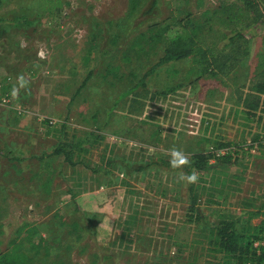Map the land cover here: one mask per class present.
<instances>
[{
  "label": "rangeland",
  "instance_id": "rangeland-1",
  "mask_svg": "<svg viewBox=\"0 0 264 264\" xmlns=\"http://www.w3.org/2000/svg\"><path fill=\"white\" fill-rule=\"evenodd\" d=\"M189 38L203 54L140 83L166 48ZM263 73L264 0H0V255L236 264L194 223L196 208L209 224L238 218V228H255L258 250L264 147L211 158L191 184L179 180L183 166L159 161L170 162L172 148L189 160L219 143L264 142L245 106ZM84 138L71 162L50 155L60 140ZM27 228L46 251L29 250Z\"/></svg>",
  "mask_w": 264,
  "mask_h": 264
},
{
  "label": "trees",
  "instance_id": "trees-1",
  "mask_svg": "<svg viewBox=\"0 0 264 264\" xmlns=\"http://www.w3.org/2000/svg\"><path fill=\"white\" fill-rule=\"evenodd\" d=\"M240 15L243 19H246L248 15L247 10H241ZM237 21L239 22V20ZM165 31L166 28L158 30L156 32L157 39L160 40L159 35L164 33ZM195 46V41L191 38L187 39L186 41H182L180 39L176 42H173L170 47L164 50L163 55L158 59V61L143 74V76L139 80L140 83L142 82V84L144 85V80L158 68L164 65L192 56L193 54H203V50L195 49ZM252 90L254 91V99L245 104L247 111L246 113L264 128V73L262 74L261 81L254 84ZM86 142V138L75 143H68L62 139L58 144L54 146L50 155H62L64 157V160L69 163L71 162L72 148L80 149ZM255 142L260 143V140H257ZM231 145L232 144L229 142L219 143L215 146V149L227 148ZM211 158L212 155L210 153L201 152L194 154L188 160L189 163L183 166V169L186 174H192L194 170H206L209 167ZM219 160H222L223 162L230 161L229 157L217 159V161ZM159 164L162 166L164 165L173 168L170 162L164 160H160ZM201 211L202 210H200L199 208L194 209V223L204 224L201 226V229H207L208 232L213 235L215 244L218 246L217 250L219 252L225 254V256L229 259L236 260V264H243L247 261H249L250 264H264V244L259 246L258 250H256L255 252H251L253 243L257 240V238L254 236L255 234H251L253 231H256L255 228H238V218H224L214 225L209 224V222L202 218L203 215ZM24 237L28 239L30 244L29 250L34 254L39 253L41 250L46 251L45 240L39 233H37L35 228H27ZM45 254H47V252H45ZM249 256H253V260H251ZM30 262L31 258L28 256V254L18 252L14 248H12L7 253L0 255V264H29ZM227 263L228 262H226V264Z\"/></svg>",
  "mask_w": 264,
  "mask_h": 264
},
{
  "label": "clouds",
  "instance_id": "clouds-1",
  "mask_svg": "<svg viewBox=\"0 0 264 264\" xmlns=\"http://www.w3.org/2000/svg\"><path fill=\"white\" fill-rule=\"evenodd\" d=\"M27 81L24 80V78L21 76L19 77V85L20 87H25L27 85ZM19 89L16 88L13 90V95H18ZM170 154H171V160L170 163L173 167H181L184 165H187L189 163L188 161V157L186 154H184L181 150L176 149V148H172L170 150ZM199 177L198 175L193 172L192 174H184L181 173L179 176V180L180 181H185L189 184L191 183H196L198 181Z\"/></svg>",
  "mask_w": 264,
  "mask_h": 264
},
{
  "label": "built area",
  "instance_id": "built-area-1",
  "mask_svg": "<svg viewBox=\"0 0 264 264\" xmlns=\"http://www.w3.org/2000/svg\"><path fill=\"white\" fill-rule=\"evenodd\" d=\"M3 102H6V99L2 100ZM53 123V122H50ZM258 149L259 147H264V142H254V143H247L239 146H230L227 148L222 149H214L211 152L212 160L221 159L223 157H231L233 160L235 158L240 157L243 154H248L250 149Z\"/></svg>",
  "mask_w": 264,
  "mask_h": 264
}]
</instances>
